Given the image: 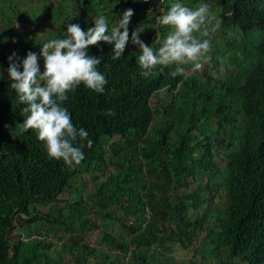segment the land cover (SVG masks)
<instances>
[{"label": "trees", "instance_id": "obj_1", "mask_svg": "<svg viewBox=\"0 0 264 264\" xmlns=\"http://www.w3.org/2000/svg\"><path fill=\"white\" fill-rule=\"evenodd\" d=\"M121 1L116 13L111 6ZM175 2L165 0V13ZM179 2L217 9L219 27L207 37L194 34L210 41V59L200 61L206 65L173 78L176 65L143 76L133 54H139L131 42L138 26L140 39L154 48L171 30L157 25L143 0H0L6 26L0 33V264H66L68 257L93 264L103 254L91 239L126 259L105 255L108 261L98 264H173L162 259L175 246L194 247L186 264H264V0ZM128 9L134 14L123 57L113 60L114 45L105 42L88 49L101 61L103 93L81 84L62 105L77 130L88 132L75 142L84 145L80 165L49 159L33 130L13 138L27 105L10 88L9 57L15 54L23 71L39 36L32 29L22 39L14 23L29 13L44 37L41 49L63 38L70 23L87 32L99 15L110 31ZM12 38L17 43L9 44ZM44 63L38 61L41 74ZM84 175L92 181L73 187ZM63 194L79 197L62 200ZM16 231L22 234L11 242ZM57 232L60 247L46 239Z\"/></svg>", "mask_w": 264, "mask_h": 264}, {"label": "clouds", "instance_id": "obj_2", "mask_svg": "<svg viewBox=\"0 0 264 264\" xmlns=\"http://www.w3.org/2000/svg\"><path fill=\"white\" fill-rule=\"evenodd\" d=\"M133 14L132 9L126 10L117 26L110 31L104 15L96 17L93 20L95 26L87 32L78 24H68L63 38L52 39L42 45L40 55L45 62L42 74L36 53L27 54L22 62L23 71L15 62V54L9 57L10 88L15 91L20 103L27 105L23 110L26 114L24 122L17 124L11 132L13 138L33 130L38 141L43 143L49 159L62 160L72 168L80 165L85 159L84 145L76 146L75 142L78 138L81 141L87 139L88 132L83 128L77 130L71 114L62 105L68 100L67 93L75 91L81 84L89 90L103 93L107 80L97 70L101 61L90 56L88 49L100 42L114 45L112 59L120 60L129 43V24ZM213 19L215 17L207 4L192 9L177 0L166 13L156 18L157 25L171 29L158 48L149 47L140 39L144 29L138 26L131 33V42L139 49L138 55L133 54L137 57L142 75L148 77L157 66L163 72L164 68L176 65L175 70L169 72L173 78L184 74L185 69L181 65H193L192 72L200 70L202 58L210 59L206 56L210 51V41H201L194 33L201 32L203 28L202 35L209 36L208 25ZM92 143L87 140L89 148Z\"/></svg>", "mask_w": 264, "mask_h": 264}, {"label": "rangeland", "instance_id": "obj_3", "mask_svg": "<svg viewBox=\"0 0 264 264\" xmlns=\"http://www.w3.org/2000/svg\"><path fill=\"white\" fill-rule=\"evenodd\" d=\"M131 3H132V1H131ZM120 4H124V1H121V2H115L114 4H112V6H111V8L116 12V13H118L119 11H120ZM34 6H35V8L37 9V10H40L39 9V4H38V2H35V4H34ZM187 7H189V8H192V9H195L197 6H195V7H193V6H187ZM56 8V7H55ZM213 15H214V17H215V19H213V21H212V23L210 24V25H208V29L210 30V31H212V29L213 28H215V31H212V32H217L218 31V27H215L216 26V24L218 23V19H217V14H216V12H218V10L216 9V10H214V11H210ZM36 13H38V12H36ZM58 16V15H57ZM137 16H138V13H137ZM27 18H28V20H24V21H16L15 23H14V25H13V27H15L14 28V31L17 33V35L18 36H20L22 39H25V38H27V36H29L30 34H31V31H32V29L33 30H35L36 31V33L37 34H42L41 33V31H40V28L37 26V24L36 23H32L31 21H30V19H31V17H30V14L28 13L27 14ZM133 19V17L131 18V20ZM219 24V23H218ZM5 25V23L3 22V20L1 19L0 20V33L3 31V29L6 27V26H4ZM157 28H158V26H156ZM44 29H47V26H45L44 27ZM196 36H197V33H194ZM199 35H202V32H199L198 33ZM159 36V34H155V37H158ZM38 38H36L35 40H34V42H33V45H34V48L36 49L35 50V53L37 54V56H38V61L39 60H42L43 59V57H42V55H40V53H41V49L39 48V44L41 43V42H38V40L39 39H44V37L42 36V35H39V36H37ZM237 38H240V35H237L236 36ZM10 42H9V44H14V43H17V39L16 38H12V39H10L9 40ZM157 43L161 46L162 45V41H157ZM42 48V47H41ZM206 60H208V59H204L203 61H206ZM3 65H4V62L3 61H0V69L1 68H3ZM203 65H206L205 63H203ZM185 69V73L187 74V75H189V74H193L194 72H192L191 71V69H189V68H184ZM159 103V98H154V99H152V102H151V104L153 105V106H155V105H157ZM222 152V151H221ZM223 153V152H222ZM83 179H85L86 181H92V179L90 178V176H78V178L77 179H75L74 181H73V183H72V186L73 187H77V186H79V185H81V183L84 181ZM206 180H203V181H201V182H205ZM88 193V192H87ZM79 197V195L78 194H76V195H70V194H63V195H61V197H60V199H62V200H66V199H71V198H78ZM44 211H46V209H44ZM20 234H22V231H16V232H14L13 234H12V238H11V242H14L15 240H16V237L18 236V235H20ZM63 236V234H62V232H57V233H55V234H50V235H48L47 236V240L48 241H51V242H54V243H56V244H58V246L57 247H60L61 245L59 244L60 242H59V238H61ZM62 243V245L64 244V243H66V244H69V242L67 241V240H63V242H61ZM91 243L95 246V248L96 249H98V252L100 251L102 254H103V257L100 259V261H97L96 263H93V264H98L99 262L100 263H103V262H105V261H108L107 259L108 258H111V259H115V260H117V258L119 257V260H117V261H119V262H125L126 261V259H123V257L122 256H119L118 255V253H116V252H110V250H108V249H106V247H104L103 245H97L96 244V242L95 241H93L92 239H91ZM194 247H190V248H187L186 250H183V249H181L180 247H174V249L173 250H170V252H169V254L167 255V258H163L162 259V261H164V262H169L170 260H171V262L173 263V264H186V263H188V262H190V261H192V259L194 258V253L192 252L194 249H193ZM53 250V249H52ZM52 254H53V256H56L57 255V252L56 251H52ZM105 255H107L108 256V258L106 259L105 258ZM169 258V259H168ZM195 261L196 262H198V263H201L200 261H201V256L200 255H198L196 258H195ZM65 263L66 264H72V262L70 261V259H69V257L68 258H66V261H65ZM210 264H216L215 262H213V263H210Z\"/></svg>", "mask_w": 264, "mask_h": 264}, {"label": "built area", "instance_id": "obj_4", "mask_svg": "<svg viewBox=\"0 0 264 264\" xmlns=\"http://www.w3.org/2000/svg\"><path fill=\"white\" fill-rule=\"evenodd\" d=\"M149 4L152 5V9L154 11L155 17L157 18L159 15H162L165 13V8L163 7V4L165 3V0H143Z\"/></svg>", "mask_w": 264, "mask_h": 264}]
</instances>
